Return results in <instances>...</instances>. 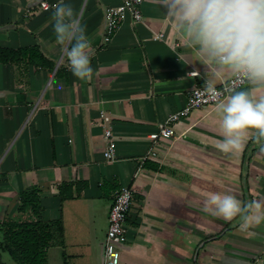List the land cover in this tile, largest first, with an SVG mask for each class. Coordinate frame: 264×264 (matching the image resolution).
Returning <instances> with one entry per match:
<instances>
[{"label": "crops", "instance_id": "obj_1", "mask_svg": "<svg viewBox=\"0 0 264 264\" xmlns=\"http://www.w3.org/2000/svg\"><path fill=\"white\" fill-rule=\"evenodd\" d=\"M42 1L59 2L0 0V47H38L44 59L0 63V225L34 219L19 209L20 193L37 186L42 220L61 219L64 227V244L56 239L48 264L54 248L70 264H103L115 193L126 186L133 201L120 264H264V223L245 230L238 218L202 210L207 192L264 204V151L249 139L242 151L222 152L215 106L176 122L175 138L141 164L149 136L186 106L195 87L220 86L233 74L203 64L151 0H144L143 20L126 14L108 42L105 10L124 0H65L94 49V75L81 81L57 43L54 8L42 9ZM108 125L116 149L109 161ZM68 184L73 198L62 200Z\"/></svg>", "mask_w": 264, "mask_h": 264}, {"label": "clouds", "instance_id": "obj_2", "mask_svg": "<svg viewBox=\"0 0 264 264\" xmlns=\"http://www.w3.org/2000/svg\"><path fill=\"white\" fill-rule=\"evenodd\" d=\"M164 9L177 35L193 48L205 65L228 71L250 86L247 90L218 92L212 81L204 90L215 101L220 114L224 153L242 151L249 139L264 151V0H151ZM57 43L70 64L73 75L91 80L94 52L85 28L78 22L71 4L53 5ZM203 211L225 221L239 219L248 230L264 223V204L242 202L235 195L205 193Z\"/></svg>", "mask_w": 264, "mask_h": 264}, {"label": "built area", "instance_id": "obj_3", "mask_svg": "<svg viewBox=\"0 0 264 264\" xmlns=\"http://www.w3.org/2000/svg\"><path fill=\"white\" fill-rule=\"evenodd\" d=\"M144 0H124L122 4L109 7L105 10V32L104 39L106 42L110 41L117 30L119 29L123 18L126 14H130L135 22L143 20L142 5ZM54 4L42 1L40 6L44 10H49ZM157 39H163L164 34L159 33L156 35ZM247 84L242 79L231 76L227 81L220 86H215L216 90L225 96L230 89L240 90ZM215 106V101L210 99L209 95L205 92L204 87H195L188 97L186 106L169 115L164 123L159 125L158 131L149 136L152 147L141 159V164L147 160L157 158V146L162 141H169L174 139L176 132L174 124L183 118L188 117L193 111L207 107ZM103 122L111 123L110 117L102 113ZM107 147L103 153L106 160H113L115 158V142L113 138L112 127L108 125L104 131ZM133 191L129 187H121L115 193V201L110 211L109 227L107 231L105 247H104V260L103 264H120L121 260V247L127 242L128 229H127V216L132 206Z\"/></svg>", "mask_w": 264, "mask_h": 264}, {"label": "trees", "instance_id": "obj_4", "mask_svg": "<svg viewBox=\"0 0 264 264\" xmlns=\"http://www.w3.org/2000/svg\"><path fill=\"white\" fill-rule=\"evenodd\" d=\"M43 61V55L38 47L31 48H6L0 47V63L17 64L20 62L38 63ZM59 72V71H58ZM80 184H76L78 190ZM85 185H82V187ZM73 184L62 185L60 195L62 200L73 198ZM22 212L30 210L34 219L31 221H7L0 225L3 240L0 241V264H5L1 252L8 253L16 264H48V250L56 239L63 242L64 227L62 220L43 221L41 212L43 207L40 200V189L30 187L20 193Z\"/></svg>", "mask_w": 264, "mask_h": 264}, {"label": "rangeland", "instance_id": "obj_5", "mask_svg": "<svg viewBox=\"0 0 264 264\" xmlns=\"http://www.w3.org/2000/svg\"><path fill=\"white\" fill-rule=\"evenodd\" d=\"M2 260L5 262V264H16L8 253L3 254ZM66 260L65 252L60 248H54L51 250L49 264H70L67 263Z\"/></svg>", "mask_w": 264, "mask_h": 264}]
</instances>
